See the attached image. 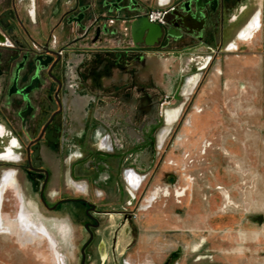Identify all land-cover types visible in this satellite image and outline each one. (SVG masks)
I'll use <instances>...</instances> for the list:
<instances>
[{"label":"flooded vegetation","instance_id":"obj_1","mask_svg":"<svg viewBox=\"0 0 264 264\" xmlns=\"http://www.w3.org/2000/svg\"><path fill=\"white\" fill-rule=\"evenodd\" d=\"M155 1L0 0V211L9 189L18 200L15 221L34 215L27 196L80 218V264L100 257L97 244L112 216L121 215L105 240L113 264L116 232L137 216L135 187L154 159V132L165 141L162 107L192 88L194 68L209 62L204 53L212 46L201 42L218 41L219 48L238 38L262 2ZM126 2L147 17L165 5L151 48L139 42L143 49H122L134 46L126 23L115 18L125 13L114 6ZM52 155L58 158L53 187ZM90 186L101 190L97 201L83 193Z\"/></svg>","mask_w":264,"mask_h":264},{"label":"rangeland","instance_id":"obj_2","mask_svg":"<svg viewBox=\"0 0 264 264\" xmlns=\"http://www.w3.org/2000/svg\"><path fill=\"white\" fill-rule=\"evenodd\" d=\"M257 12L259 24L254 18L244 39L223 41L219 48L211 42L212 51L204 53L209 62L194 68L192 88L163 105L159 128L168 130L165 141L154 132V159L135 187L137 216L116 232L113 264H264V0L252 16ZM254 23L258 28L249 38ZM50 162L53 187L58 158L52 155ZM66 189L76 192L70 183ZM100 191L90 186L83 193L97 201ZM10 192L0 211L1 227L11 228L0 232V264H80V218L27 196L34 215L29 222L15 221L18 200ZM122 219L112 216L105 240ZM41 224L51 230L53 243ZM62 225L69 228L67 241L56 229ZM105 240L97 244L94 264H112Z\"/></svg>","mask_w":264,"mask_h":264},{"label":"water","instance_id":"obj_3","mask_svg":"<svg viewBox=\"0 0 264 264\" xmlns=\"http://www.w3.org/2000/svg\"><path fill=\"white\" fill-rule=\"evenodd\" d=\"M121 1V0H120ZM207 0H201V4ZM198 4V3H197ZM197 8V7H196ZM112 9V8H111ZM116 11H123L125 14L115 16L116 19L126 23V28L129 30L130 37L134 46L122 47L124 50H138L143 47L138 46L139 42H143L146 47L151 48L156 37L161 34V25L157 22L150 21L145 14H136V7L130 3H119L114 6ZM84 256V255H83ZM83 264V258L82 263Z\"/></svg>","mask_w":264,"mask_h":264},{"label":"bare ground","instance_id":"obj_4","mask_svg":"<svg viewBox=\"0 0 264 264\" xmlns=\"http://www.w3.org/2000/svg\"><path fill=\"white\" fill-rule=\"evenodd\" d=\"M153 22H155V21H153ZM255 28H258V25H257V23H254L252 26H251V28H249L250 30H249V34H251V31L253 30V29H255ZM244 35V34H243ZM245 37V39H247L248 38V36L246 35V36H244ZM179 111V110H178ZM172 115V114H171ZM175 115H176V113H175ZM173 118H174V116L173 117H171L169 120H170V122L173 120ZM173 122H174V120H173ZM1 203H2V196H1V194H0V207H1ZM30 216L28 215V214H22V215H20V217H19V219L18 220H21L22 222H25V221H30ZM33 220V219H32ZM0 224L3 226L4 225V221H3V219L2 218H0ZM1 225H0V232H2V231H5V232H10V230H11V228L10 229H8V228H6V229H3L2 227H1ZM32 225H35V224H32ZM42 228H40L41 230H43L44 231V234L47 232V239L51 242V243H53L52 241H53V238H52V236H51V230L50 229H48L47 230V227H45V226H43L42 224L40 225ZM28 227V226H27ZM36 228V227H35ZM39 229V228H38ZM57 229V231L60 233V235H62L61 237H63L64 238V240L65 241H67V239H68V237H69V228H67V226L66 225H62V226H59V227H57L56 228ZM42 231V232H43ZM41 232V231H40ZM41 232V233H42ZM11 233V232H10ZM63 240V239H62Z\"/></svg>","mask_w":264,"mask_h":264},{"label":"built area","instance_id":"obj_5","mask_svg":"<svg viewBox=\"0 0 264 264\" xmlns=\"http://www.w3.org/2000/svg\"><path fill=\"white\" fill-rule=\"evenodd\" d=\"M165 12H166L165 5L163 4L157 5L148 11V18L151 21L162 23L164 20Z\"/></svg>","mask_w":264,"mask_h":264},{"label":"crops","instance_id":"obj_6","mask_svg":"<svg viewBox=\"0 0 264 264\" xmlns=\"http://www.w3.org/2000/svg\"><path fill=\"white\" fill-rule=\"evenodd\" d=\"M149 1V3H155L156 1L155 0H148ZM257 17V23L259 22V17H258V12L255 14V16L254 17H252L251 18V20L248 22V24L242 29V31L239 33V36H238V38H241V39H244L243 38V32H244V29H246V27H248L249 25H250V23L252 22V20H254V18H256ZM259 24V23H258ZM256 29L257 28H255V29H253L252 31H251V33H253V31H256ZM242 36V37H241ZM252 36H253V34H251V36L249 37V38H252ZM115 37H116V35H115ZM114 37V38H115ZM113 38V39H114ZM238 38H233V39H238ZM249 38H247V39H249ZM229 40H231V39H228V40H225V41H229ZM211 42H213L212 40L211 41H204V42H201V43H207V44H209V45H211L212 47H213V43H211ZM217 43H219V42H217ZM220 43H222V42H220ZM232 44H233V47L235 46V44H236V42H232ZM231 44V45H232ZM232 47V48H233ZM217 48V47H216ZM195 77H196V75L193 77V80L195 79ZM192 80V81H193Z\"/></svg>","mask_w":264,"mask_h":264}]
</instances>
